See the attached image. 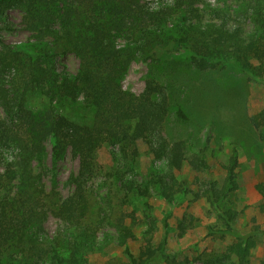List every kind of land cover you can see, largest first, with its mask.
I'll return each instance as SVG.
<instances>
[{"label": "trees", "instance_id": "1", "mask_svg": "<svg viewBox=\"0 0 264 264\" xmlns=\"http://www.w3.org/2000/svg\"><path fill=\"white\" fill-rule=\"evenodd\" d=\"M11 8L22 12L21 24L32 37L8 44L0 36V264H81V252L91 245L85 187L99 170L98 148L108 143L118 154L103 183L116 189L124 185L137 199L155 189L167 203H176L187 185L175 171L184 161L195 170L206 169L200 155L188 159L183 140L166 136L171 115L189 120L183 99L173 92L176 72L180 67L231 68L250 80L261 78L264 0H221L216 6L174 0L157 8L143 0H0V18ZM66 52L78 59L75 72L56 70L55 55ZM138 61L145 63L147 73L141 91L133 92L123 88L122 79ZM34 92L46 99L41 110L29 105ZM79 108L87 113L77 114ZM248 123L264 146V109ZM138 140L156 163L150 173L137 176L133 161ZM68 152L77 161V171L69 178L74 191L54 201L46 192L47 160L56 165ZM237 166L236 154L230 155L222 182L209 181L204 190L225 233L234 236L222 253L209 257L211 264L232 257L237 264H249L256 244L258 228L236 231V211L227 204L239 186ZM254 188L264 212V181ZM144 205V216L154 224ZM49 212L63 225L55 235L45 228ZM116 229L131 235L120 218ZM147 233L137 256L125 249L123 264H155L164 254L165 239L154 245ZM63 243L69 247L68 257L59 251Z\"/></svg>", "mask_w": 264, "mask_h": 264}, {"label": "rangeland", "instance_id": "2", "mask_svg": "<svg viewBox=\"0 0 264 264\" xmlns=\"http://www.w3.org/2000/svg\"><path fill=\"white\" fill-rule=\"evenodd\" d=\"M143 1L148 7L157 8L172 4L174 0ZM204 1L216 6L221 0ZM21 15V11L11 8L0 18V36L5 43L18 44L31 39V33L21 24ZM54 63L57 71L75 72L78 68V59L71 52L55 55ZM146 73L145 63L132 62L122 79L123 88L141 91ZM177 73V88L173 92H178L175 98L183 99L189 120L182 122L171 115L166 136L170 140H183L188 159L200 155L206 169L195 170L184 161L175 176L186 182L187 191L178 194L174 204L167 203L155 189H151L146 197L133 198L124 185L116 189L109 187L106 180L103 183L104 172L112 169L118 160L114 148L103 143L96 151L99 170L85 187V218L90 226L91 245L81 252V264H123L127 261L125 249L137 256L145 237L149 236L147 231L151 232L154 245L163 239L166 241L164 254L156 258L155 264H211L207 262L209 257L222 253L226 245L234 241V236L225 233L223 221L203 194L209 181L222 182L223 166L232 154L237 157L239 185L227 203L236 211L233 226L239 233L258 228L256 244L247 261L249 264L264 261V212L259 209L261 196L254 188L257 182L264 181V146L258 131L248 123L252 115L264 109V75L258 80H250L231 68L199 71L180 67ZM29 97L33 110L45 107L46 99L40 92ZM74 111L87 113L80 108ZM136 145L138 155L133 161L134 173L137 176L150 173L156 162L143 141L138 140ZM46 148L49 151L50 145L46 144ZM47 162L44 172L46 192L54 201H61L74 191L69 178L77 171V161L68 152L56 165ZM125 176L128 178L127 174ZM145 203L149 206L148 213L155 218L154 224L150 225L144 216ZM119 218L129 228L130 236L125 237L116 229ZM45 228L55 235L63 225L60 218L49 212ZM59 251L64 257L70 252L65 243ZM223 264L237 262L232 257Z\"/></svg>", "mask_w": 264, "mask_h": 264}]
</instances>
